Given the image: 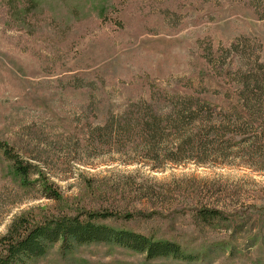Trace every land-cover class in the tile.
<instances>
[{
	"label": "rangeland",
	"instance_id": "1",
	"mask_svg": "<svg viewBox=\"0 0 264 264\" xmlns=\"http://www.w3.org/2000/svg\"><path fill=\"white\" fill-rule=\"evenodd\" d=\"M34 2L26 12L0 0V142L44 172L62 201L46 198L36 176L25 186L0 152V235L28 209L78 204L132 212L106 222L199 257L145 260L113 244L68 251L58 242L27 264H264V110L236 93L241 74L258 63L264 71V0ZM187 103L196 117L164 127ZM144 108L164 129L154 160L137 130L98 129L133 124ZM208 129L221 134L197 146ZM180 142L189 148L175 155ZM200 207L226 219L207 224Z\"/></svg>",
	"mask_w": 264,
	"mask_h": 264
},
{
	"label": "trees",
	"instance_id": "2",
	"mask_svg": "<svg viewBox=\"0 0 264 264\" xmlns=\"http://www.w3.org/2000/svg\"><path fill=\"white\" fill-rule=\"evenodd\" d=\"M6 4L9 9H17V5L20 4L26 12L25 8L30 9L32 6L34 8L37 6L34 0H6ZM21 12H18L19 15H22ZM258 66L259 69L250 70L249 73L241 74L236 79V83L239 85L236 93L245 107L250 108L256 104L255 107L258 106L264 110V71L260 69L263 64L258 63ZM251 102L252 104L250 105ZM177 104L174 103V108ZM174 108L167 115L164 127L167 125L171 128L172 126L178 127L180 123L185 122L187 119L193 120L196 117L194 116L195 108L198 110L191 103L183 104L182 110H174ZM143 110L144 114L139 113L138 120L133 124L129 122L120 125L107 120L98 129L104 133L106 130L109 134L114 131L120 137L121 135H128L131 129L137 130L141 136V151L148 159L154 160L158 154L157 145L164 138V129L161 125L162 119L151 112L150 108H144ZM206 119L211 118L208 116ZM259 119L264 120V111L260 114ZM228 121H231L230 117H228ZM208 130H205L203 133L204 140L196 144L197 146L211 143V140L206 139L210 132L215 133L212 139H216L221 134L220 131ZM262 132L264 133V130ZM188 145L180 142L175 146L174 154L176 155L182 149L185 150L184 148L188 149ZM0 152L3 159L10 163L13 175L23 183H28L25 186L28 187L36 181L40 185L39 191L46 198L57 203L62 201V195L58 188L45 179L44 172L30 162L22 160L5 143L0 142ZM167 160L176 162L180 160V157H174L169 154ZM32 175L36 176L35 181L32 180L33 183L27 181ZM137 213H140V211ZM194 213L199 220L207 224L212 223L214 220L226 219V216L218 208L200 207L195 209ZM133 216L132 212H123L118 209L86 208L78 204L67 205L64 203L61 204L57 211L48 212L44 209L40 212L39 209H28L14 216L8 224L5 233L0 235V264H27L30 260L41 257L46 253L50 245L58 242L62 249L68 251L75 246L105 243L140 253L145 260L171 258L180 261H195L198 259L199 254L188 253L184 250L185 247L183 245L173 240L158 239L153 235L144 234L123 226L111 225L106 222L109 219L129 221Z\"/></svg>",
	"mask_w": 264,
	"mask_h": 264
}]
</instances>
